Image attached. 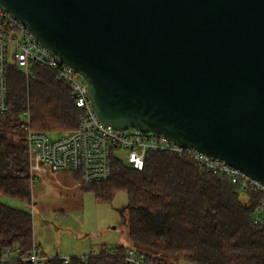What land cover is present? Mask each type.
<instances>
[{"label":"water","instance_id":"water-1","mask_svg":"<svg viewBox=\"0 0 264 264\" xmlns=\"http://www.w3.org/2000/svg\"><path fill=\"white\" fill-rule=\"evenodd\" d=\"M81 76L96 117L264 184V0H0Z\"/></svg>","mask_w":264,"mask_h":264},{"label":"trees","instance_id":"trees-1","mask_svg":"<svg viewBox=\"0 0 264 264\" xmlns=\"http://www.w3.org/2000/svg\"><path fill=\"white\" fill-rule=\"evenodd\" d=\"M7 90L8 111L0 114V195L29 203L33 184L22 128L25 114L31 130L53 136L75 130L83 113L71 92L39 66L26 77L8 64ZM81 185L106 200L126 194L123 224L129 247L152 264H264V227L251 221L257 194L241 191L192 161L149 154L136 170L113 159L108 180ZM32 242V214L0 203V253L18 247L25 255ZM125 247L109 249L113 254L105 250L94 257L67 263L55 258L44 264H125Z\"/></svg>","mask_w":264,"mask_h":264},{"label":"built area","instance_id":"built-area-1","mask_svg":"<svg viewBox=\"0 0 264 264\" xmlns=\"http://www.w3.org/2000/svg\"><path fill=\"white\" fill-rule=\"evenodd\" d=\"M15 64L26 77L35 66L49 70L70 92L75 106L83 115L78 127L59 137L30 129L28 113L22 128L26 134L31 183L47 172H64L76 177L82 184L108 180L111 176L113 159H120L136 170H141L149 154H169L176 158L192 161L213 175L223 177L241 191H253L258 203L251 215L254 225L264 227V184L250 178L223 161L207 156L195 148L183 147L171 138L154 132H139L133 129L118 131L105 125L96 117L86 95V84L81 76L66 65L55 53L41 45L28 29L0 6V114L7 108V66ZM123 153L118 157L117 153ZM91 253L86 257L98 256ZM104 254H113L107 250ZM48 258L38 251L33 241L29 253L20 254L18 247L6 248L0 253V264H44ZM125 264H152L135 249L123 250Z\"/></svg>","mask_w":264,"mask_h":264},{"label":"rangeland","instance_id":"rangeland-1","mask_svg":"<svg viewBox=\"0 0 264 264\" xmlns=\"http://www.w3.org/2000/svg\"><path fill=\"white\" fill-rule=\"evenodd\" d=\"M117 156L124 155L118 152ZM43 176L33 183L29 203L0 195V203L32 214L33 240L41 238L48 248L57 246L63 252L89 243L87 254L99 252L103 246L107 250L119 245L131 246L123 224V219H127L124 192L106 200L84 189L77 178L64 172Z\"/></svg>","mask_w":264,"mask_h":264},{"label":"crops","instance_id":"crops-1","mask_svg":"<svg viewBox=\"0 0 264 264\" xmlns=\"http://www.w3.org/2000/svg\"><path fill=\"white\" fill-rule=\"evenodd\" d=\"M52 172H47L43 177H51L50 174ZM67 174V173H66ZM70 175V174H68ZM72 176V175H71ZM39 180V179H38ZM36 245L38 246V251L44 255L45 257H48V258H51V257H54V256H60L62 258H67V259H70V258H75V257H86L90 254H87V251H88V246H89V243H81V245H77L75 247V250L73 249H69V251H65L63 252L62 248L60 249V247L58 248L57 246H54L52 248H48L47 245H44L45 242L41 239V238H35L33 240ZM120 246V245H119ZM126 247H129V246H126ZM106 248L108 247H105L103 246L102 248H100V251L99 252H92V253H101L105 250H107ZM61 252V253H60ZM53 255V256H52Z\"/></svg>","mask_w":264,"mask_h":264}]
</instances>
